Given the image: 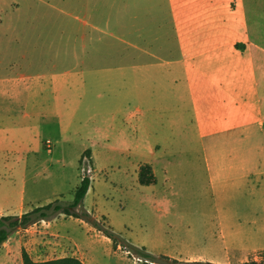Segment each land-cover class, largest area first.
I'll return each mask as SVG.
<instances>
[{"label":"crops","instance_id":"1","mask_svg":"<svg viewBox=\"0 0 264 264\" xmlns=\"http://www.w3.org/2000/svg\"><path fill=\"white\" fill-rule=\"evenodd\" d=\"M87 15L85 25L103 35L99 41L112 35V50L97 49V56H112L114 80L130 85L129 108L110 104L102 114L122 115L145 130L154 154L123 172L118 190L127 209L115 224L170 229L188 251L166 255L187 261L232 264L264 254V0H112L88 6ZM0 53L3 63L9 58L0 65V215H23L45 203L37 200L42 164L27 161L20 150L38 157L42 128L70 143L68 129L84 113L90 85L76 82L77 70L56 72L48 63L37 69L36 49ZM89 53L86 46L82 56ZM25 57L32 60L22 63ZM142 163L152 165L156 183L139 182ZM71 221L90 231L64 229ZM46 233L52 253L63 254L57 258L145 264L86 221L66 215L15 231L0 246V264H24L23 247L40 244Z\"/></svg>","mask_w":264,"mask_h":264},{"label":"rangeland","instance_id":"2","mask_svg":"<svg viewBox=\"0 0 264 264\" xmlns=\"http://www.w3.org/2000/svg\"><path fill=\"white\" fill-rule=\"evenodd\" d=\"M111 2L112 0H0V52L7 48L29 52L36 49L37 63H34L37 69L46 67L48 63V69L56 72L77 70L80 76L76 82H88L90 85L84 99L85 111L68 129L67 140L70 143H63L54 135L52 128H42L38 136L42 145L39 156L23 149L20 154L26 153L25 157L29 162H37L38 158L42 164L37 170L40 172L38 180L41 184L37 200L41 203L48 204L56 199L72 201L80 179L88 174L93 189L88 201L84 203L87 210L98 214L100 221L130 243L146 246L155 255L180 254L188 250L173 241L171 236L175 234L170 229L156 233L141 226L129 230L115 224L120 221L121 211L127 209L126 199L118 190L123 172L127 167L132 168L140 162L151 160L154 154L151 138L145 130L137 128L129 119L123 121L122 115L119 119H113L102 114L110 104L115 103L116 108L123 109L124 112L130 106L131 96L129 82L114 80L116 74L109 69L114 64L113 57L96 54L97 49L112 50V35L107 34L105 40L99 41L98 38L103 35L91 25H85V20L89 19L88 6L93 8L99 4L109 5ZM92 22L94 21L91 20ZM86 46L90 52L88 57L82 56V50ZM17 58L20 63L22 57ZM25 58L26 61L22 63L27 64L30 62L27 60H32L30 57ZM1 59V66L9 63V58H5L4 63ZM105 135L109 136L107 142L104 140ZM86 145L100 151L85 149ZM2 156L4 150L0 148V157ZM56 185L57 189L54 190ZM122 194H127L126 189ZM64 227L69 230L90 231L88 225L75 221L66 223ZM35 234L37 229L27 232L24 238L31 239ZM46 234L45 240L40 244L37 241L30 243L22 251L26 250L30 256L45 261L58 259L63 254L52 253L48 240L50 234ZM137 239L147 242L148 245L136 243ZM97 253L102 256L101 251ZM257 256L258 258L254 255L240 257L232 264L264 261V254L259 253ZM149 263L159 264L151 261Z\"/></svg>","mask_w":264,"mask_h":264},{"label":"trees","instance_id":"3","mask_svg":"<svg viewBox=\"0 0 264 264\" xmlns=\"http://www.w3.org/2000/svg\"><path fill=\"white\" fill-rule=\"evenodd\" d=\"M139 182L143 185H151L157 182L156 174L150 163H144L140 166ZM91 184L92 180L90 175L85 174L82 177L81 183L74 191V199L72 201L56 199L45 205L33 206L32 209L23 215H0V246L20 228H27L41 220H54L61 215H66L86 221L97 230L110 237L117 246L122 245L124 249L130 251L132 256L141 258L145 264H150L149 261L159 264H218L208 261H185L166 254L155 255L149 252L146 246H137L130 243L109 226L107 227L106 224L98 219L97 215L85 208V198ZM23 258L24 264H85L81 259L72 256L37 262L32 259L26 250L23 251ZM236 264H264V261L252 260Z\"/></svg>","mask_w":264,"mask_h":264}]
</instances>
